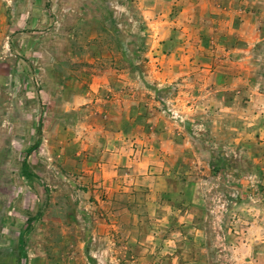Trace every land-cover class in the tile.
Segmentation results:
<instances>
[{
  "label": "rangeland",
  "instance_id": "1",
  "mask_svg": "<svg viewBox=\"0 0 264 264\" xmlns=\"http://www.w3.org/2000/svg\"><path fill=\"white\" fill-rule=\"evenodd\" d=\"M230 1L264 31V0ZM149 4L0 0V264H264L261 104L167 75ZM247 56L264 93V41Z\"/></svg>",
  "mask_w": 264,
  "mask_h": 264
},
{
  "label": "crops",
  "instance_id": "2",
  "mask_svg": "<svg viewBox=\"0 0 264 264\" xmlns=\"http://www.w3.org/2000/svg\"><path fill=\"white\" fill-rule=\"evenodd\" d=\"M262 10L263 7L255 5L254 11L248 12L243 1L234 4L230 0L219 2L215 0H150L147 11L149 18L153 17L152 20H160L162 24H167V26L161 27V31L158 32L157 37L162 43L159 44V48H171L170 56L179 55L178 61L169 67L165 65L164 72L167 75L172 72V78L175 79L186 75L182 72L184 70L207 73L209 83L217 85V87H224L222 89L224 92L232 91L235 98L241 101L245 97L250 99V103L258 101L261 104L259 110L263 113L261 117L264 122V93L263 91H253L248 95L245 91L246 87L252 86L253 82H249V77L243 75L244 71H248L247 55L253 53L256 47L264 41V31L257 27V20L261 17ZM206 15L207 19L201 20L200 17L204 19ZM153 35V37L156 36L155 33ZM181 53L192 60L182 61ZM215 53L217 54L215 55ZM214 56L223 59L222 62L219 63L217 59H213ZM213 66L215 67L213 68ZM220 71H223L224 74ZM167 75L166 78H168ZM221 75L224 77L222 78ZM258 85L260 86V83H257L256 86ZM261 107L263 108L261 109ZM260 112L258 111L259 116ZM262 134L264 135V126ZM119 146L121 148L116 150L119 154L115 155L117 158L116 167L123 166V163L130 165L131 169L126 172H129L130 176L133 175L132 181L136 184L138 180L136 174H139L142 162L145 163V160L148 159L151 149L140 142H134L133 145L132 143L130 145L121 143ZM129 147L134 149L135 155L131 159L125 160L123 157L125 153L122 152L126 149L130 151ZM143 147L144 149L140 152ZM142 152L144 160L140 157ZM131 155L132 153H130ZM112 167L103 165V177L108 176L106 171ZM146 169L152 170L153 168L147 166ZM121 172L125 171L120 170ZM161 174L160 171L159 175ZM157 179L158 177H155V180ZM263 227L261 223L255 222L249 231H261Z\"/></svg>",
  "mask_w": 264,
  "mask_h": 264
}]
</instances>
